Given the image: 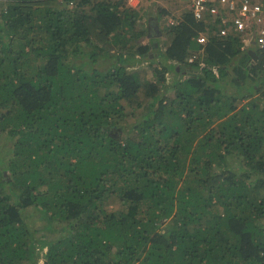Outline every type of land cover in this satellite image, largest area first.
<instances>
[{
	"label": "trees",
	"instance_id": "1",
	"mask_svg": "<svg viewBox=\"0 0 264 264\" xmlns=\"http://www.w3.org/2000/svg\"><path fill=\"white\" fill-rule=\"evenodd\" d=\"M1 1L0 264H37L28 207L61 224L41 264H264V48L187 10L155 56L123 0Z\"/></svg>",
	"mask_w": 264,
	"mask_h": 264
},
{
	"label": "rangeland",
	"instance_id": "2",
	"mask_svg": "<svg viewBox=\"0 0 264 264\" xmlns=\"http://www.w3.org/2000/svg\"><path fill=\"white\" fill-rule=\"evenodd\" d=\"M99 1V0H96ZM109 1V0H108ZM113 1V0H111ZM190 0H138L137 6L135 8L141 9L139 11L140 13V19L137 23L136 28L138 29H145L146 28V35L144 37H141L139 40H137L140 44L141 42H145L146 44L149 42V38L154 35L157 40L159 41V44L161 45L163 40L165 39L166 35L163 34V28L167 27L168 24H173L179 16L184 12L189 9L188 3ZM125 3L127 4V0H123L122 4ZM160 3H163L160 4ZM3 4V6L1 5ZM4 2L0 0V8L4 7ZM124 5V4H123ZM158 6L164 8L167 13L163 16H158L157 11H158ZM87 7V6H86ZM134 8V7H133ZM151 18H156L157 21L154 22L153 25H149L148 21ZM154 21V20H152ZM153 23V22H152ZM148 26V28H147ZM205 39H207V35L203 34ZM205 41V40H204ZM160 48V47H159ZM149 62L150 61H144L142 64V68L144 69L143 73L145 76H147V79H151V69L149 68ZM153 65L155 63H152ZM185 66V65H184ZM128 72H132L131 70H128ZM147 74V75H146ZM172 74V73H171ZM170 74V75H171ZM144 76V77H145ZM169 79V74L167 75ZM149 77V78H148ZM144 91L136 93V96L130 101L132 102H138L141 103V106L138 107L135 103L133 105L129 100L124 101V109L126 116L124 117L123 120L120 121V124L125 128L124 136H126V132L128 135H133L135 134L134 129L132 128L133 123H135L138 119L142 117V115H145L148 113L149 106L147 105V99H144L143 95ZM161 93V92H160ZM173 91L168 90V92L165 93V100L170 99L173 97ZM262 98V97H261ZM248 101L247 99L243 100H238L236 102V105L239 107L243 103ZM127 130V131H126ZM11 143H7V138H5L4 133H0V152H3L5 155L7 154H12L11 150ZM241 173H237V177H239ZM106 209L109 211H119L123 209V205L121 204L120 200L116 197H110L106 201ZM27 215H26V221L28 225L36 229V237L39 239V241L35 242V252L37 253V256L35 257V263L41 264V261L45 258V249L47 248V245L43 244L42 241H50L54 237L57 236V231L61 228V224L57 223H52L50 224V228L45 229V222L43 220H40L38 217L39 214L36 213V210L33 207H28L26 209ZM170 223V220L164 221L163 225Z\"/></svg>",
	"mask_w": 264,
	"mask_h": 264
},
{
	"label": "built area",
	"instance_id": "3",
	"mask_svg": "<svg viewBox=\"0 0 264 264\" xmlns=\"http://www.w3.org/2000/svg\"><path fill=\"white\" fill-rule=\"evenodd\" d=\"M137 4L138 0H127L130 7ZM190 11L197 21L219 24L223 36L240 33L242 48L252 42L264 48V0H190ZM195 58L187 60L192 63Z\"/></svg>",
	"mask_w": 264,
	"mask_h": 264
},
{
	"label": "crops",
	"instance_id": "4",
	"mask_svg": "<svg viewBox=\"0 0 264 264\" xmlns=\"http://www.w3.org/2000/svg\"><path fill=\"white\" fill-rule=\"evenodd\" d=\"M160 4H162L163 5V3H160ZM188 5H189V9L188 10H190V2L188 3ZM152 20H154V21H152ZM155 21H157V19L156 18H151V19H149V25H153L154 24V22ZM153 22V23H152ZM147 28H148V26H147ZM204 33H201L200 35H199V37H198V41L199 42H201V43H205L206 41H207V39H205V37H204V35H203ZM205 40V41H204ZM143 45H145L146 43L145 42H141ZM154 48V45L152 44V46H151V48L149 49L150 51H152V49ZM112 52H113V50H112ZM182 66H184V65H182ZM144 69L140 66L138 69H137V73H139L140 75H141V77H144L145 75H144V71H143ZM182 70V72L185 74V73H189L192 69H191V67L190 66H187V67H185L184 66V69H181ZM151 74V73H150ZM147 75V74H146ZM146 77V79H147V76H145ZM185 77V76H184ZM149 78V77H148Z\"/></svg>",
	"mask_w": 264,
	"mask_h": 264
},
{
	"label": "water",
	"instance_id": "5",
	"mask_svg": "<svg viewBox=\"0 0 264 264\" xmlns=\"http://www.w3.org/2000/svg\"><path fill=\"white\" fill-rule=\"evenodd\" d=\"M152 37H153L152 38V41H153L152 43L154 45V48L152 49V53L155 56H159L160 55V48H159L158 40H157V38L154 35H152ZM181 69H184V66H182Z\"/></svg>",
	"mask_w": 264,
	"mask_h": 264
}]
</instances>
